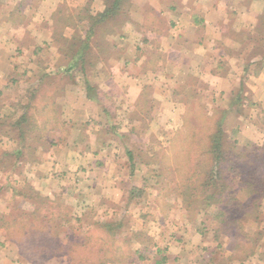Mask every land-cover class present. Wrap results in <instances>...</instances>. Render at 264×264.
I'll return each mask as SVG.
<instances>
[{"label":"rangeland","instance_id":"rangeland-1","mask_svg":"<svg viewBox=\"0 0 264 264\" xmlns=\"http://www.w3.org/2000/svg\"><path fill=\"white\" fill-rule=\"evenodd\" d=\"M84 1L75 0L72 4L79 7ZM128 1L103 24L106 30L110 28L104 34L110 44H120L118 37L124 30L119 28L131 21ZM66 5V1L62 3ZM81 21V25H88L86 19ZM112 30L119 32L112 34ZM78 32L81 38L86 37ZM112 49L111 46L106 51L109 58L114 55ZM129 51V55L135 56ZM206 52L207 57L221 56L219 49L210 47ZM185 60L181 58L178 66L169 69L172 85L158 83L153 88L158 101L164 104L163 113L155 114L159 118L156 122L149 114L138 125H126L128 116L119 115L123 125L114 131L117 140L109 146L95 144L93 130L89 138L78 134L79 143L72 149L87 155L73 157L78 161H74L77 168L71 171L72 180L52 181L47 186L42 178L32 176L37 172L35 163L47 159L52 146L49 144L60 137L61 142L67 141L69 137L67 125L43 124L46 118L52 122L57 115L50 107L41 109L42 99L35 98L29 107L32 115L28 120L37 124L24 125L27 140H21L19 125H0V216L7 223L0 226V250L9 252L11 263L135 264L141 253L152 261L170 258L172 264H253L254 254L264 255V196L259 209L255 208L254 195L249 193L247 184L229 170L233 159L241 163L244 173L248 158L232 153L219 161L226 162L222 167V163L216 165L213 149L218 144L212 142L217 134H214L216 122L223 117V106L229 100L221 97V91L243 89L244 93H250L251 88L239 77L248 66L224 60L228 64L217 66L221 70L217 82L199 83V75L194 74L198 71L194 72ZM215 64L208 60L205 68L211 71ZM251 69L256 72L260 67ZM233 75H238L236 80ZM190 94L193 96L189 97ZM253 100L252 97L249 102V96L243 99L245 104H257ZM216 103L218 109L211 113ZM186 105L190 106L184 113ZM246 110H254L255 119L262 122L264 116L259 114L262 111L259 105ZM235 121L236 115L230 113L227 125H223L227 133L224 147L229 148L234 139L243 147H264L263 125L239 128L241 125L234 124ZM152 122L154 125H150ZM109 134L103 130L97 133V138L105 139ZM86 140L88 147L81 144ZM24 144L28 146L16 164L14 159L19 153L15 152ZM109 151L113 153L108 154ZM94 152L98 157L95 163L89 162V158L82 159ZM23 167L27 174L21 175ZM8 170L13 171L10 180L20 190L11 198H6L12 191L5 184ZM260 170L264 173V162ZM214 183L224 188V194L217 200H209L206 185ZM5 185L7 190L3 189ZM230 196L235 199L231 206L225 203ZM221 211L230 212L231 217H221Z\"/></svg>","mask_w":264,"mask_h":264},{"label":"crops","instance_id":"crops-1","mask_svg":"<svg viewBox=\"0 0 264 264\" xmlns=\"http://www.w3.org/2000/svg\"><path fill=\"white\" fill-rule=\"evenodd\" d=\"M65 1L67 5L62 6ZM73 1L0 0V125H24L23 118L28 120L32 115L31 99L33 102L39 98L44 101L42 110L50 107L57 115L52 122L46 118L43 124L67 125L69 130L67 141L61 142L62 137L54 140L49 144L52 146L47 159L35 163L37 172L32 176L42 178L43 184L72 180L71 171L77 168L74 161H78L73 157L87 155L72 149L79 143L78 134L89 138L93 130V142L109 146L117 140L114 131L123 125L119 115L128 116V121H123L126 125H138L149 114L156 122L159 118L155 114L163 113L164 104L158 101L153 88L158 83L172 85L169 69L178 66L183 57L187 66L198 71L194 74L199 75V83L217 82L221 76L217 66L228 64L224 60L248 66L239 77L251 88L250 93L221 91V97L229 98L223 106L221 125H227V117L233 113L234 124L241 125L239 128L264 126V117L258 123L255 111L246 110L259 105V114L264 116V0H129L131 21L119 28L124 33L118 37L117 45L110 44L111 40L104 35L110 30H106L107 26L100 25L94 34L88 35L89 27L81 25L85 15L104 11L112 0H86L79 7ZM64 11L67 13H61ZM78 31L86 37L81 38ZM115 32L119 31H111ZM111 46L115 52L109 58L106 51ZM210 47L219 49L221 56L207 57ZM128 49L135 56L129 55ZM115 56L121 61L115 60ZM208 60L217 64L211 71L205 68ZM254 66L260 69L255 72L251 69ZM237 76L233 75L235 80ZM248 96L249 102L253 97L258 105L245 104L243 99ZM170 106L172 112L174 106ZM189 106L184 107V113ZM218 106L214 104L211 113ZM28 123L37 124L29 120ZM103 130L110 132L109 136L98 139L97 133ZM87 142L81 144L88 147ZM86 158L94 163L98 160L95 152L82 159ZM25 173L24 168L21 175ZM8 254L0 250V264H13ZM254 256L251 263L264 264L263 254ZM171 261H152L147 256L136 263L172 264Z\"/></svg>","mask_w":264,"mask_h":264},{"label":"trees","instance_id":"trees-1","mask_svg":"<svg viewBox=\"0 0 264 264\" xmlns=\"http://www.w3.org/2000/svg\"><path fill=\"white\" fill-rule=\"evenodd\" d=\"M127 0H112L111 5L107 6V8H105L104 11H101L99 13L96 14H90L87 16H85V19L88 21V35L89 34H94L96 32V28L100 25H105L106 22L112 18L113 14H115V11L119 8L120 5H122L123 2H126ZM243 91V89L241 90ZM33 95H36V93H34ZM35 99V98H34ZM33 99V100H34ZM31 104L33 105L32 99H31ZM30 104V105H31ZM222 119V118H221ZM219 120L216 122V124L218 123V125H216V130L217 132L214 131V139H212V142L217 143L218 145H216V147L213 149V153L215 154V164L217 165V163H222L219 162L220 160H223L224 156H232V153L234 154V156L238 157L240 156V154L246 156L247 161H248V169L245 170V172H241L242 167H241V163H238L237 161H234L233 159H230V162H232V164L229 166V170H231V173H235L236 175L239 176V178L245 183L247 184V189L249 191V193L251 195H254V200H253V205L255 208H258L261 206L262 200H263V196H264V173L263 171L260 170V165L264 162V147H246V146H240L239 141L237 139H234L233 141H230V149L224 147L226 145L225 140H227V138H225V136H227V133H225V129L223 128V125H221L222 120ZM23 122L24 125H30L28 123V120L26 119V116L23 118ZM27 122V123H26ZM31 123H35L34 121H32ZM24 125H19L17 126V129L19 131H21V140H27V135L24 134L25 128ZM33 125H30V127ZM29 127V128H30ZM264 145V144H263ZM28 145H22V148H20L21 150H19L18 152L15 153H19V155H16L14 161L17 164V161L22 159L21 155H24V148L26 151ZM235 152V153H234ZM21 154V155H20ZM128 154H130L129 156H131V160L134 161L133 159V154L132 152L129 150ZM229 156V157H230ZM1 157V156H0ZM226 158V157H224ZM223 162L221 164V167L224 165ZM255 163V165H254ZM219 168V167H218ZM240 168V169H238ZM18 169V167H17ZM218 170V169H217ZM218 173V172H217ZM5 184L10 186L9 189L6 187H3V189L5 188L6 190H12L10 195L6 196V198H11V196L14 195V193H18L20 192V190L18 188H16L14 186V182L10 179H12L11 177L13 176V171H7V173L5 174ZM219 177V174H217ZM206 188L209 189L207 195V198L209 200L213 199V200H217L220 198V196H222L224 194V188H220L219 185L211 184V185H206ZM232 193V191H230ZM228 199H226L225 203L227 205H233V200L234 197L230 196L227 197ZM211 202V201H210ZM239 202V201H238ZM11 203V202H10ZM242 203L237 204L238 206H240ZM220 216H226V217H231L230 212H226V211H221ZM224 222V218L222 219ZM70 222V221H68ZM7 223H5L4 219L0 216V226L6 225ZM29 237L24 236V239ZM41 240H43V237H41ZM45 240V239H44ZM145 258L144 255H142L141 253H138L137 256V261H141ZM136 260H133L132 262L134 263ZM104 264V263H103ZM132 264V263H131Z\"/></svg>","mask_w":264,"mask_h":264}]
</instances>
